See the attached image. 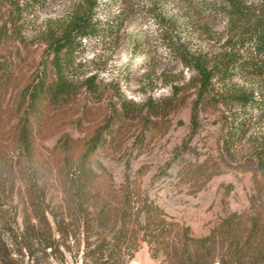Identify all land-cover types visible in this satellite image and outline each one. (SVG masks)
Masks as SVG:
<instances>
[{"label": "rangeland", "instance_id": "obj_1", "mask_svg": "<svg viewBox=\"0 0 264 264\" xmlns=\"http://www.w3.org/2000/svg\"><path fill=\"white\" fill-rule=\"evenodd\" d=\"M40 1L42 7L0 38V156L18 176L15 187L23 189L34 174L38 186L48 190L49 206L66 201L73 219L71 200L61 193L64 175L69 159L101 129L102 142L89 166L109 175L114 189L139 193L196 238L232 214L242 217L240 234L253 216L264 236V112L224 102L240 89L252 90L257 98L259 85L240 76L222 84L212 80L197 100L196 74L179 60L183 50L212 55L225 49L224 20L216 14L221 1L95 0V18L120 15L121 26L62 58L67 92L37 101L40 113L33 118L22 98L25 88L37 77L52 79L49 37L85 0ZM6 19L1 6L0 26ZM230 113L249 116L251 122L241 140L226 145L223 118ZM22 126L32 140L31 155L15 142ZM63 141L68 156L54 150ZM44 160L54 169L51 174ZM46 264L80 263L65 257ZM127 264L157 263L141 243Z\"/></svg>", "mask_w": 264, "mask_h": 264}, {"label": "trees", "instance_id": "obj_2", "mask_svg": "<svg viewBox=\"0 0 264 264\" xmlns=\"http://www.w3.org/2000/svg\"><path fill=\"white\" fill-rule=\"evenodd\" d=\"M220 1L216 14L224 20L225 49L212 55L183 50L179 60L196 74L197 100L208 91L212 80L222 84L235 76L248 77L259 85L258 97H254L252 90L240 89L224 102L235 103L242 110L264 112V0ZM41 3L0 0V7L7 9L0 38L18 27L25 14L42 7ZM96 7L95 0H85L58 33L49 37L47 52L51 55L52 79L37 77L22 96L25 109L33 118L40 113L37 101L45 96L55 99L67 92L62 58L79 49L83 42L117 31L121 26L120 15L98 21ZM90 82L91 79L85 81L87 85ZM250 122L249 116L237 113L224 117L227 132L224 143L241 140ZM2 124L0 107V128ZM100 131L88 137L82 152L69 159L64 175L66 186L63 185L61 193L71 200L73 219L66 201L65 206H49L48 190L38 186L34 174L23 189L15 187L20 182L18 176L11 163L0 156V264H46L50 259L63 262L65 257L80 264H127L141 243L146 244L149 258L157 264H264V236H260L261 223L257 217L246 220L244 236L239 232L242 217L232 214L207 235L196 238L186 226L166 219L159 207L139 193L127 187L114 189L109 175L103 171L96 173L89 166L102 142ZM15 142L24 154H32L34 147L25 126L19 130ZM66 144L59 142L54 150L68 156L71 152ZM49 165L46 168L51 174L54 169ZM15 197L19 201L12 203ZM91 204L95 207L93 211Z\"/></svg>", "mask_w": 264, "mask_h": 264}]
</instances>
